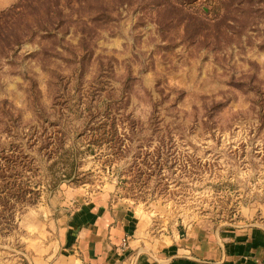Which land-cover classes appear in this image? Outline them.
Masks as SVG:
<instances>
[{"label":"rangeland","instance_id":"374dc122","mask_svg":"<svg viewBox=\"0 0 264 264\" xmlns=\"http://www.w3.org/2000/svg\"><path fill=\"white\" fill-rule=\"evenodd\" d=\"M88 202L264 233V0H0V264Z\"/></svg>","mask_w":264,"mask_h":264},{"label":"crops","instance_id":"0c3cea01","mask_svg":"<svg viewBox=\"0 0 264 264\" xmlns=\"http://www.w3.org/2000/svg\"><path fill=\"white\" fill-rule=\"evenodd\" d=\"M71 223L62 232L60 264H264V233L253 228L231 236L221 230L217 237L192 228L181 237L178 231L153 229L137 211L112 216L93 202ZM51 257L37 263L50 264Z\"/></svg>","mask_w":264,"mask_h":264}]
</instances>
